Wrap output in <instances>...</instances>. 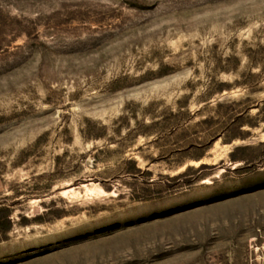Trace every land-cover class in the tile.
I'll use <instances>...</instances> for the list:
<instances>
[{
  "label": "rangeland",
  "instance_id": "rangeland-1",
  "mask_svg": "<svg viewBox=\"0 0 264 264\" xmlns=\"http://www.w3.org/2000/svg\"><path fill=\"white\" fill-rule=\"evenodd\" d=\"M0 264H264V0H0Z\"/></svg>",
  "mask_w": 264,
  "mask_h": 264
},
{
  "label": "trees",
  "instance_id": "trees-1",
  "mask_svg": "<svg viewBox=\"0 0 264 264\" xmlns=\"http://www.w3.org/2000/svg\"><path fill=\"white\" fill-rule=\"evenodd\" d=\"M13 209L10 207H0V230L8 233L13 228Z\"/></svg>",
  "mask_w": 264,
  "mask_h": 264
}]
</instances>
